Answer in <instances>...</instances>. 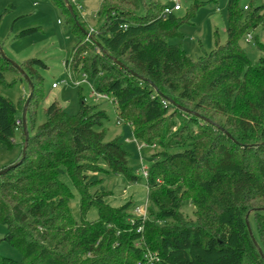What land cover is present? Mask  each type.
Returning a JSON list of instances; mask_svg holds the SVG:
<instances>
[{"label":"trees","instance_id":"1","mask_svg":"<svg viewBox=\"0 0 264 264\" xmlns=\"http://www.w3.org/2000/svg\"><path fill=\"white\" fill-rule=\"evenodd\" d=\"M141 4L138 13V0H103L91 40L82 17L74 11L75 19L63 0L60 8L76 35L66 61L76 73L72 79L88 76L134 136L155 147L144 176L146 216L127 212L130 201L112 206L105 200L101 173L131 182L140 177L120 137L105 139L104 109L88 104L79 90L77 113L55 101L35 125L43 80L36 66L45 63L29 58L20 65L32 82L25 156L21 149L16 162L0 165L7 168L0 173L3 240L23 258L0 255V264H136L148 250L158 256L153 264H264V54L252 62L239 44L259 21L264 26L263 5L244 15L238 0H229L226 41L216 32L215 47L193 58L170 42L180 36L176 15L163 17L159 0ZM256 44L264 53V41ZM6 69L25 78L0 53V82ZM17 111L0 95V145L8 149L17 127L24 144ZM73 188L80 195L78 215L69 206ZM186 201L192 216L181 211ZM92 208L95 220L87 219ZM251 217L256 236L247 225Z\"/></svg>","mask_w":264,"mask_h":264},{"label":"rangeland","instance_id":"2","mask_svg":"<svg viewBox=\"0 0 264 264\" xmlns=\"http://www.w3.org/2000/svg\"><path fill=\"white\" fill-rule=\"evenodd\" d=\"M72 8L84 21L87 29L98 28L97 12L101 8L103 0H71ZM138 13H143L141 0ZM162 4L173 5L172 0H159ZM229 0H180L181 9L175 11L180 22L178 31L180 36L170 40L179 43L193 58H198L204 52H209L215 47L216 32L220 43L227 39V7ZM62 0H0V48L4 57L18 65H22L29 58H39L44 63L37 65L38 73L43 77L41 93L34 106V123L41 124L46 119L45 109L53 102H58L68 113L75 114L80 107L79 90L85 101L91 105H98L104 109L107 117L103 120L102 128L105 130V139L111 140L120 137L124 146L130 151L129 165L140 179L129 181L123 175L113 173H101L103 187L109 191L105 198L112 206H120L131 202L127 212L136 214L137 209L146 210L150 205L146 178L141 172L142 165L149 166L148 157L155 151V147L143 143L134 136L129 122L118 117L110 100L98 97L94 93L92 80L85 74H79L75 84L70 79L65 66L71 57L72 48L76 44V35L71 24L67 22V14L60 8ZM68 4H70L68 2ZM71 5V4H70ZM256 5H263L264 0H238V6L244 15ZM248 6L249 10H244ZM81 26V27H83ZM25 36L18 33L25 29H32ZM253 36L251 41H246V35ZM264 41V26L259 21L258 27H251L239 40L240 46L247 53L252 62H256L264 54L256 44ZM73 73L72 76L74 78ZM58 82V87L52 84ZM0 95L10 99L17 107V115L22 118L23 107L29 96V84L21 74L12 69L4 71V81L0 82ZM21 109V110H20ZM31 121V112H27V122ZM22 128L17 127L14 133L15 145L8 149L4 144L0 145V165L10 166L20 158ZM158 149V148H157ZM63 179L69 184V179ZM73 198L70 200V208L78 215L80 195L73 188ZM184 215L192 216L194 206L186 201L181 209ZM139 213L140 210L138 211ZM98 212L92 208L87 219L95 220ZM250 228L256 236V222L250 218ZM7 227L0 221V255L16 260L23 258L22 252L3 240Z\"/></svg>","mask_w":264,"mask_h":264},{"label":"built area","instance_id":"3","mask_svg":"<svg viewBox=\"0 0 264 264\" xmlns=\"http://www.w3.org/2000/svg\"><path fill=\"white\" fill-rule=\"evenodd\" d=\"M173 1V5H165L164 7V10L162 12V16L163 17H167L169 16L171 13H174L175 11H178L181 9V4H180V0H172ZM245 8L247 9L248 6H245ZM94 29H90L88 34H87V40H91V34H92V31ZM253 39V36L250 35V34H247L246 35V41H251ZM65 66L68 70V74H69V77L70 79H72V75H71V72H70V69H69V66L67 65V63H65ZM72 81L75 83V84H79V81L77 79L73 80ZM53 87H58V82H54L52 84ZM94 89V88H93ZM94 93L98 96V97H101V98H105V99H108L110 101H113L107 94H102V93H98V92H95L94 90ZM141 172L143 174V176H147V166L145 165H142V168H141ZM140 210L141 213H139L138 211ZM136 214L138 215H141L143 217L146 216V210H143V209H137L136 210ZM158 260V256L151 252V251H146L143 255V259L142 260H139L136 264H153L155 261Z\"/></svg>","mask_w":264,"mask_h":264},{"label":"water","instance_id":"4","mask_svg":"<svg viewBox=\"0 0 264 264\" xmlns=\"http://www.w3.org/2000/svg\"><path fill=\"white\" fill-rule=\"evenodd\" d=\"M63 1L68 5V7H69V9H70V11H71V14H72V15L74 16V18L76 19V14L74 13V10H73L72 6H71L70 4H68L69 1H68V0H63ZM76 21H77V20H76ZM77 23H79V22L77 21ZM87 34H88V32H87ZM0 53H1L2 57L5 56L1 48H0ZM4 58H5V57H4ZM6 59H7V58H6ZM8 60H9V59H8ZM10 61H11V60H10ZM11 62H12V64H13L16 68H18V69L20 70V72L24 75V77L26 78V80H27V82L29 83V85L32 86V82H31V80H30L28 74H26V72L20 67V65L14 63L13 61H11ZM118 63H119V62H118ZM31 96H32V94H29V96H28V98H27V101H26V103H25V105H24V107H23L22 118H21V120H22V127H23V133H24V136H25V138H24V144H23V148H22V155H23V156H25V151H26V147H27L28 139H29V129H28V124H27V110H28V106H29V102H30ZM179 108L182 109V110H184V111H187V109H185V108H183V107H179ZM6 169H7V168L0 170V173L4 172ZM259 210H264V207H260ZM247 225H248V228H249V232L252 233L248 221H247ZM252 238H253L255 244L257 245V242H256L255 238H254V237H252ZM260 252H261L262 256L264 257V255H263V253H262L261 250H260Z\"/></svg>","mask_w":264,"mask_h":264}]
</instances>
